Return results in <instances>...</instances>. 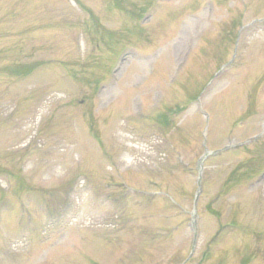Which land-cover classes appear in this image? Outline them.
Here are the masks:
<instances>
[{
  "label": "rangeland",
  "instance_id": "1",
  "mask_svg": "<svg viewBox=\"0 0 264 264\" xmlns=\"http://www.w3.org/2000/svg\"><path fill=\"white\" fill-rule=\"evenodd\" d=\"M0 264H264V0H0Z\"/></svg>",
  "mask_w": 264,
  "mask_h": 264
},
{
  "label": "trees",
  "instance_id": "2",
  "mask_svg": "<svg viewBox=\"0 0 264 264\" xmlns=\"http://www.w3.org/2000/svg\"><path fill=\"white\" fill-rule=\"evenodd\" d=\"M29 70H31V69L30 68H18V69L13 70V72H15V73H25V72H27ZM20 71H22V72H20Z\"/></svg>",
  "mask_w": 264,
  "mask_h": 264
},
{
  "label": "water",
  "instance_id": "3",
  "mask_svg": "<svg viewBox=\"0 0 264 264\" xmlns=\"http://www.w3.org/2000/svg\"><path fill=\"white\" fill-rule=\"evenodd\" d=\"M198 184H199V179H198Z\"/></svg>",
  "mask_w": 264,
  "mask_h": 264
}]
</instances>
